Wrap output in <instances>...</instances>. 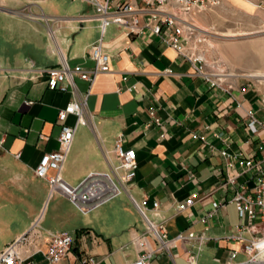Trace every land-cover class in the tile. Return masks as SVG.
Masks as SVG:
<instances>
[{
	"label": "crops",
	"instance_id": "obj_1",
	"mask_svg": "<svg viewBox=\"0 0 264 264\" xmlns=\"http://www.w3.org/2000/svg\"><path fill=\"white\" fill-rule=\"evenodd\" d=\"M97 41L109 55V71L97 74L91 85L74 76L73 83L47 87L45 69L61 59L91 69L88 49ZM228 82L231 94L193 75L191 61L150 31L127 35L109 24L101 34L100 20L85 1L0 0V251L38 221L41 251L49 233L73 237L70 253L56 264H76L84 256L97 264H129L142 249H154L151 223L168 237L203 231L207 239L200 246L179 239L155 253L150 264L223 263L231 247L224 237L238 222L229 209L238 218L236 208L226 204L201 218L223 194V178L241 172L242 158L255 150L246 109L264 120L262 98L244 75ZM79 97L86 98L84 123L73 114L65 118L75 130L60 176L76 186L90 174L105 173L122 187L85 213L63 194L50 192L34 173L41 155L58 147V110ZM150 111L160 125L150 122ZM118 137L136 153L135 174L127 180L117 168ZM193 191L194 203L179 210ZM41 251L33 254L35 264L45 263Z\"/></svg>",
	"mask_w": 264,
	"mask_h": 264
},
{
	"label": "built area",
	"instance_id": "obj_2",
	"mask_svg": "<svg viewBox=\"0 0 264 264\" xmlns=\"http://www.w3.org/2000/svg\"><path fill=\"white\" fill-rule=\"evenodd\" d=\"M90 4L96 17L100 20L101 34L106 26L115 24L123 28L126 34H144L150 31L160 41L172 47L178 55L191 61L193 75H198L211 86L218 87L231 94L232 88L228 79L232 73L227 71L224 64L217 58L208 61L205 59L199 43L203 34L197 22V15L207 7L217 5L221 0H82ZM88 55L93 61L91 69H84L80 65L70 67L65 59L58 65L45 69L47 87L51 90L60 86L64 80L73 83V77L78 76L91 85L101 72L109 71V55L102 49L100 41L93 43L88 49ZM247 85H241L240 91H245ZM234 97V96H233ZM237 101V98L234 97ZM264 104V100H262ZM237 106L239 103L237 102ZM86 107V98H77L67 102L58 110L57 120L60 121V130L57 136V149L41 155L34 168L37 177L45 179L50 187V192L56 191L63 194L78 209L85 213L99 206L121 192L122 187L118 182L105 173L88 175L79 185L71 186L63 181L60 176L62 163L68 154L75 125L66 124L68 114L77 117V121L84 123L83 113ZM246 127L255 137V150L251 155L242 158L243 170L227 174L220 185L223 194L204 213L201 220L213 214L217 208L233 204L238 215V222L233 230L224 238L231 243L226 260L221 264H264V135L258 137L264 130V120H260L256 112L246 109ZM150 122L160 125L159 117L150 111ZM197 135H194V137ZM3 143L0 140V150ZM114 153L119 160L118 167L124 171L122 179L127 180L134 176L136 153L133 148H123L118 137L114 144ZM222 156H229L222 150ZM241 158V154H237ZM115 173V170L113 169ZM116 176V175H115ZM197 197L195 191L191 192L179 203V210H184L192 205ZM154 202V206H156ZM140 209V207L138 206ZM153 232L156 245L152 250L142 249L137 258L129 264H150L154 254L175 246L179 239L194 241L202 245L207 236L205 233L188 232L186 235L178 234L168 237L161 227L148 225ZM40 231L38 221H35L25 232L9 242L0 251V264H35L33 254L40 252L38 239ZM73 237L66 231L48 234L46 247L42 252L45 263L56 264L70 253ZM140 247L142 241H138ZM242 255V259L238 256ZM187 261L195 263L192 255H187ZM76 264H97L95 258L84 256Z\"/></svg>",
	"mask_w": 264,
	"mask_h": 264
},
{
	"label": "rangeland",
	"instance_id": "obj_3",
	"mask_svg": "<svg viewBox=\"0 0 264 264\" xmlns=\"http://www.w3.org/2000/svg\"><path fill=\"white\" fill-rule=\"evenodd\" d=\"M197 22L203 34L199 46L205 59L217 58L233 75L243 74L249 87L264 100V76L249 75L264 73L259 71L264 66V53L260 55L264 52V1L252 5L245 0H221L199 13ZM229 211L232 221L237 222L233 209Z\"/></svg>",
	"mask_w": 264,
	"mask_h": 264
},
{
	"label": "bare ground",
	"instance_id": "obj_4",
	"mask_svg": "<svg viewBox=\"0 0 264 264\" xmlns=\"http://www.w3.org/2000/svg\"><path fill=\"white\" fill-rule=\"evenodd\" d=\"M224 35H229V34H224ZM223 36V35H222ZM250 73V72H249ZM249 75H251V76H258V77H260V76H264V73H250Z\"/></svg>",
	"mask_w": 264,
	"mask_h": 264
}]
</instances>
